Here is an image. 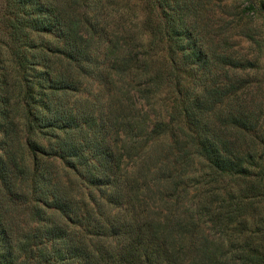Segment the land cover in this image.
<instances>
[{"label":"trees","instance_id":"1","mask_svg":"<svg viewBox=\"0 0 264 264\" xmlns=\"http://www.w3.org/2000/svg\"><path fill=\"white\" fill-rule=\"evenodd\" d=\"M226 1H4L0 264H264V115Z\"/></svg>","mask_w":264,"mask_h":264},{"label":"rangeland","instance_id":"2","mask_svg":"<svg viewBox=\"0 0 264 264\" xmlns=\"http://www.w3.org/2000/svg\"><path fill=\"white\" fill-rule=\"evenodd\" d=\"M4 1L5 0H0V10L2 9ZM246 1L247 0H227L220 6H215L214 4L212 8L215 11L211 13L213 16L212 25L215 29H223L227 37L230 36L231 46H234L236 50L244 55H249L255 60L254 65L256 66L253 68L255 70L250 71V74L254 75V79H256L253 88L254 100L258 102V105L262 106V114L264 115V9L258 6L259 8L253 13L247 14ZM123 25H125L126 28L132 27L131 15L121 17L120 26ZM246 29L254 35L253 37L255 39H246L241 36L242 31ZM120 37L124 36L120 35ZM130 38L135 47H137L139 45L137 33H132ZM188 160L190 161L189 158ZM189 169H191V167ZM191 171H195V168H192ZM203 228H206L205 231L207 232L211 231L213 224L208 223ZM211 233L215 239L222 240V243H228V236L222 229L216 228V230L211 231ZM257 237L256 243L257 245H261L264 242V235Z\"/></svg>","mask_w":264,"mask_h":264}]
</instances>
